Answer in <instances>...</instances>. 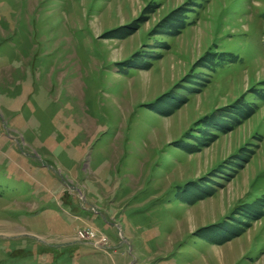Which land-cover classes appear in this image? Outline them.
<instances>
[{
  "label": "rangeland",
  "instance_id": "1",
  "mask_svg": "<svg viewBox=\"0 0 264 264\" xmlns=\"http://www.w3.org/2000/svg\"><path fill=\"white\" fill-rule=\"evenodd\" d=\"M0 264H264V0H0Z\"/></svg>",
  "mask_w": 264,
  "mask_h": 264
},
{
  "label": "built area",
  "instance_id": "2",
  "mask_svg": "<svg viewBox=\"0 0 264 264\" xmlns=\"http://www.w3.org/2000/svg\"><path fill=\"white\" fill-rule=\"evenodd\" d=\"M84 235L86 236V235H87V233H85V232H84L83 234H82V233H80V236H81L80 238H81V239L83 238V240H84V239H86Z\"/></svg>",
  "mask_w": 264,
  "mask_h": 264
}]
</instances>
